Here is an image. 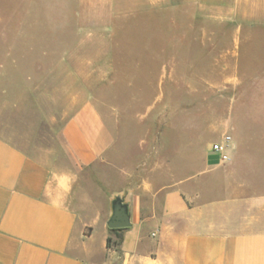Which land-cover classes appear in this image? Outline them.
<instances>
[{
	"label": "crops",
	"instance_id": "1",
	"mask_svg": "<svg viewBox=\"0 0 264 264\" xmlns=\"http://www.w3.org/2000/svg\"><path fill=\"white\" fill-rule=\"evenodd\" d=\"M217 1L222 17L256 29V148L248 159L236 125L227 159L210 146L200 166L185 159L182 174L175 147L166 170L162 133L149 147L143 133L133 141L93 101H73L60 147L26 119L0 116V264H264V0ZM253 35L238 33L237 51ZM25 85L0 88V115L35 100L40 127L46 94ZM116 197L132 221L118 249L107 247Z\"/></svg>",
	"mask_w": 264,
	"mask_h": 264
},
{
	"label": "rangeland",
	"instance_id": "2",
	"mask_svg": "<svg viewBox=\"0 0 264 264\" xmlns=\"http://www.w3.org/2000/svg\"><path fill=\"white\" fill-rule=\"evenodd\" d=\"M221 12L215 0H0V88L39 87L48 118L37 127L35 100L0 116L26 119L60 147L73 101H93L133 141L143 133L149 147L162 133L166 170L175 147L182 174L185 159L200 166L236 125L246 161L256 148V29ZM240 32L254 35L237 51Z\"/></svg>",
	"mask_w": 264,
	"mask_h": 264
},
{
	"label": "water",
	"instance_id": "3",
	"mask_svg": "<svg viewBox=\"0 0 264 264\" xmlns=\"http://www.w3.org/2000/svg\"><path fill=\"white\" fill-rule=\"evenodd\" d=\"M113 213L108 221L110 228H126L132 225L129 206L122 197H116L112 203Z\"/></svg>",
	"mask_w": 264,
	"mask_h": 264
},
{
	"label": "built area",
	"instance_id": "4",
	"mask_svg": "<svg viewBox=\"0 0 264 264\" xmlns=\"http://www.w3.org/2000/svg\"><path fill=\"white\" fill-rule=\"evenodd\" d=\"M232 143V136L230 134H224L221 141L214 142L212 149L221 153L223 159H227L228 155L224 152L230 147Z\"/></svg>",
	"mask_w": 264,
	"mask_h": 264
},
{
	"label": "trees",
	"instance_id": "5",
	"mask_svg": "<svg viewBox=\"0 0 264 264\" xmlns=\"http://www.w3.org/2000/svg\"><path fill=\"white\" fill-rule=\"evenodd\" d=\"M125 228H110L112 232L116 234V238L114 239L113 236H109L107 239V247L108 248H119L120 242L122 240V234L120 231H122Z\"/></svg>",
	"mask_w": 264,
	"mask_h": 264
}]
</instances>
